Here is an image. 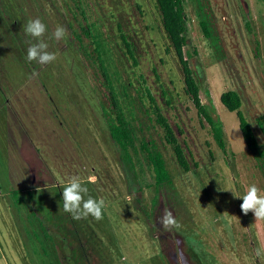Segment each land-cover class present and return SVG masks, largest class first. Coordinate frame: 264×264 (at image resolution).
<instances>
[{"label": "rangeland", "instance_id": "374dc122", "mask_svg": "<svg viewBox=\"0 0 264 264\" xmlns=\"http://www.w3.org/2000/svg\"><path fill=\"white\" fill-rule=\"evenodd\" d=\"M208 2L220 42L203 31L196 0H185V52L203 103L223 123L226 151L185 90L157 0H0V264H176L178 249L187 264H261L256 250L264 247V221L244 215L242 198L225 190L238 196L251 184L264 190V0ZM35 18L47 26L42 39L57 56L53 63L26 59L39 38L23 26ZM88 22L102 32L125 126L82 29ZM58 25L67 29L59 41ZM146 87L184 147L188 171ZM229 89L242 97L256 149L247 146L237 112L221 102ZM152 141L170 184H157ZM72 176L105 200L102 220H75L63 211V186ZM164 209L180 229L162 228Z\"/></svg>", "mask_w": 264, "mask_h": 264}, {"label": "trees", "instance_id": "16d2710c", "mask_svg": "<svg viewBox=\"0 0 264 264\" xmlns=\"http://www.w3.org/2000/svg\"><path fill=\"white\" fill-rule=\"evenodd\" d=\"M159 8L162 13V21L165 31L171 43L180 59L182 64L183 72H184V82H185V90L187 94L191 97L194 102L198 115L201 118V121L204 124V121L207 122L212 130L213 136L218 143V145L224 150H227V143L225 139V130L221 120H218L215 115L208 109V107L203 103L200 95V86L198 84L197 78L195 76L194 70L188 57L186 56L185 46L187 45V14L185 7V0H157ZM197 4V13L199 16V22L203 29V31L207 34V36L214 38L218 42H220L219 36L215 33V29L213 27V11L208 0H196ZM85 13V11H83ZM96 23L88 22L86 27L82 26L84 33L87 36L92 38V41L95 44V50L97 51V57L102 62V69L104 71V76L107 80V85L110 89V95L112 104L117 111V119L121 123V125H127L128 121L124 116V110L122 105L119 102L118 95L115 89L114 84L112 83L108 71H106V67L104 65V59L102 54L105 52L104 46L102 44V32L97 31ZM121 38L127 48V52L135 59V52L132 48L131 42L128 40V37L124 31L120 28ZM79 40H81L80 34L77 33ZM146 92L150 96L151 100L154 102V110L157 114V121L164 128L165 138L168 143H170L174 149L175 155L177 157L178 163L185 170L190 169V162L185 153V149L179 141L176 132L167 117L162 113L158 104H156V100L151 93V90L146 87ZM221 102L224 106L230 111H236L237 116L239 118L240 128L242 130L243 137L247 143V146L250 149H256L259 146L258 136L252 123L241 110L242 106V97L240 93L235 89H229L224 91L221 94ZM112 124V123H111ZM113 125V124H112ZM110 126L111 136L114 135V129L117 125ZM115 127V128H113ZM152 149L153 153L156 157V167L158 171V185H165L171 183V177L169 171L166 166L165 158L162 152L156 147L155 143L152 141ZM138 201L141 199L138 198Z\"/></svg>", "mask_w": 264, "mask_h": 264}, {"label": "clouds", "instance_id": "9594fccd", "mask_svg": "<svg viewBox=\"0 0 264 264\" xmlns=\"http://www.w3.org/2000/svg\"><path fill=\"white\" fill-rule=\"evenodd\" d=\"M23 31L31 37L39 38L38 43L31 44L27 48V61H37L41 65L53 63L57 60L55 53L47 51L49 45L42 39L47 31V26L39 18L28 21L23 26ZM67 35V29L58 25L53 33L54 38L59 41ZM237 131L239 129H236ZM89 182H94L95 177H89ZM63 184V181H61ZM231 191L236 198H242L240 205L244 215L249 212L254 213L256 221H264V190H261L256 184L247 187L243 196H238L232 189ZM63 211L70 213L75 220L85 219L89 216L97 221L103 219V210L105 208V200L103 198L96 199L89 194V188L85 186V182L78 176H72L66 185L63 186L62 192ZM159 223L165 231H171L173 228L180 229L181 225L173 216L172 211L164 209L163 215L160 217ZM179 244V241H177ZM256 256L264 264V247L256 250ZM176 264H187L183 252L177 250L175 254Z\"/></svg>", "mask_w": 264, "mask_h": 264}]
</instances>
